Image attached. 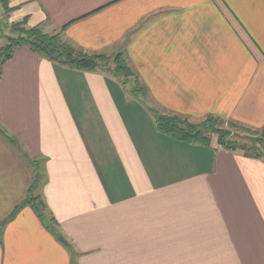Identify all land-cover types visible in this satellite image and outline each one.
Segmentation results:
<instances>
[{
    "label": "crops",
    "instance_id": "obj_1",
    "mask_svg": "<svg viewBox=\"0 0 264 264\" xmlns=\"http://www.w3.org/2000/svg\"><path fill=\"white\" fill-rule=\"evenodd\" d=\"M10 8L11 23L66 27L65 40L89 55H124L148 97L16 49L0 79V129L21 150L0 134V224L31 188L44 220L29 206L8 220L0 264H264V147L257 158L216 137L178 141L152 113L196 124L214 116L264 134V0Z\"/></svg>",
    "mask_w": 264,
    "mask_h": 264
},
{
    "label": "trees",
    "instance_id": "obj_2",
    "mask_svg": "<svg viewBox=\"0 0 264 264\" xmlns=\"http://www.w3.org/2000/svg\"><path fill=\"white\" fill-rule=\"evenodd\" d=\"M0 7L4 8L5 14L8 15L13 12V9H17L10 8V0H0ZM27 22V18H25L19 22L10 23L4 20V22L0 23V33L6 31L12 34L5 37L7 44L0 48V79L3 67L13 58L16 49L25 47L31 52L40 55L43 59L69 66L77 71L93 72L98 69H106L111 62H115V76H122L125 81L129 78H134L136 86L135 95L137 94L143 98L148 97L147 90L144 88V85H141L139 76L137 77L130 69L123 55H118L114 58L105 55H89L65 40L64 32L66 27L53 33H46L43 26L28 27ZM152 113L155 117L158 131L178 141L200 143L208 146L211 142V136L215 135L221 147L227 151H235L240 148L245 149L247 145L243 143L245 141L244 138L248 137L249 139L251 137L252 143H250L251 149L249 151L257 158L262 157L258 153V147H254V145H262L264 143V134L261 132L253 131L234 122H225L214 116L203 120L202 124L194 125L190 119L181 115L174 113L162 115L155 110H152ZM0 134L10 144L21 150L16 139L9 136L2 129L0 130ZM34 181L37 182V174L34 176ZM32 195L31 188L27 199L15 208L6 221L0 224V228H3L8 220L14 219L23 206H29L41 221L44 220L43 202L39 197L34 198Z\"/></svg>",
    "mask_w": 264,
    "mask_h": 264
},
{
    "label": "rangeland",
    "instance_id": "obj_3",
    "mask_svg": "<svg viewBox=\"0 0 264 264\" xmlns=\"http://www.w3.org/2000/svg\"><path fill=\"white\" fill-rule=\"evenodd\" d=\"M18 12V9H13V12L12 13H17ZM16 19H17V17H16ZM16 19H14V22H15V20ZM4 20L5 21H8V22H10V19H9V15L8 14H5V12H4V8H1L0 7V21L1 22H4ZM0 22V23H1ZM13 22V23H14ZM11 23V22H10ZM1 30V29H0ZM8 35H12L11 33H8V32H1L0 33V48L1 47H3V46H5L6 44H7V41H6V39H5V37L6 36H8ZM120 55H122V54H120ZM105 56H107V57H111V58H114V57H116V56H118V55H116V56H114V55H105ZM123 57H124V55H123ZM125 58V57H124ZM126 59V58H125ZM64 66V65H63ZM65 67L67 68V69H69V70H73L72 68H70L69 66H66L65 65ZM114 69H115V62H111L107 67H106V69H98V70H95V71H93V73H98V74H105L106 75V77L108 78V80L110 81V86H111V88H112V90L114 91V92H116V89H117V91H120V93H125V91H124V89L125 88H129V87H131L132 88V91H136V86H135V82H134V78H129L127 81H128V85L126 84L127 82L124 80V78L122 77V76H118V77H116L115 76V74H114ZM74 71V70H73ZM133 71V70H132ZM68 75V77H72L73 76V74H67ZM114 78H117L118 80H121L122 82H121V86L119 85V83L118 82H116L115 80H113ZM76 85H75V92L77 93V94H80V96L82 97V95H83V91L81 90V87H80V85L78 84V79L76 80V83H75ZM121 91H123V92H121ZM117 93V92H116ZM74 106V105H73ZM142 109V108H141ZM163 113H167V112H163ZM171 114V113H170ZM202 122V121H201ZM200 122V123H201ZM194 125L196 124V123H194V122H192ZM197 124H199V123H197ZM196 124V125H197ZM202 124V123H201ZM1 130V129H0ZM204 132H206V131H204ZM208 136H210V134H208ZM213 137H216L217 138V136H215V135H212L211 136V139L213 138ZM251 138V137H250ZM252 139V138H251ZM250 144V143H249ZM249 144H247V145H249ZM247 147H250V145L249 146H247ZM258 147V146H257ZM264 147V143L262 144V145H259V147H258V149H262ZM36 167H39V166H36ZM40 170V169H39ZM34 198H38V197H35V196H33Z\"/></svg>",
    "mask_w": 264,
    "mask_h": 264
},
{
    "label": "water",
    "instance_id": "obj_4",
    "mask_svg": "<svg viewBox=\"0 0 264 264\" xmlns=\"http://www.w3.org/2000/svg\"><path fill=\"white\" fill-rule=\"evenodd\" d=\"M59 242L62 243V244H64V245H66V241L64 240L63 237H60V238H59Z\"/></svg>",
    "mask_w": 264,
    "mask_h": 264
}]
</instances>
